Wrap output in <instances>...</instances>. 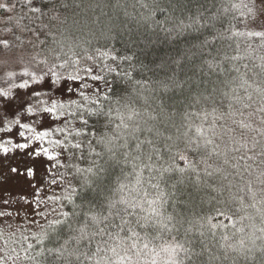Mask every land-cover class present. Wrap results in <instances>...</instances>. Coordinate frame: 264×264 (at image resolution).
Returning a JSON list of instances; mask_svg holds the SVG:
<instances>
[{
  "label": "trees",
  "instance_id": "trees-1",
  "mask_svg": "<svg viewBox=\"0 0 264 264\" xmlns=\"http://www.w3.org/2000/svg\"><path fill=\"white\" fill-rule=\"evenodd\" d=\"M0 2L8 4L11 13L16 11L15 15L24 16L22 20L12 16L11 19L17 24L0 27V53L17 47L28 50L31 61L34 62L30 64L29 72L39 75L41 70L45 69V64L39 61L51 62L52 56L49 49H55L61 61L76 53L77 55L73 58L80 59V67L91 64L83 57L86 54L95 56L97 48L101 50L113 48L118 55L127 54L134 57L131 62L108 61L113 67H116L117 63L120 65L117 72L100 73L105 76L108 83L87 81L92 88L83 89V91L90 98L93 97V93L110 96L111 101L101 102L105 111L109 103L115 109V100L119 98L122 113L127 115L129 109H135L140 113L136 122L140 124L142 131L137 133V136L140 140L151 139L153 144L161 150L162 159L157 160L155 153H152L151 163L156 168L167 167L171 163L170 153L165 150V145L175 142L180 149H185L183 133L189 131V125H191L189 134L193 137L196 135V127L202 125L205 130L211 127L212 115H209L206 121L202 117L195 116L185 119L186 111L206 110L211 113L213 107H216L218 113L227 114L228 105L231 102L235 115H226L223 120H216L214 134L206 131V135L213 140L212 146L221 153L219 158L216 156L209 158L208 163L221 167L223 171L215 172L213 168H209L208 171H212L213 176L206 177L205 165L199 163V160L200 156H207V151L203 148L198 153L186 150L189 159L197 163L202 183L200 186L195 184L194 173L185 176V194L180 198L184 203L178 204L175 210L171 202L166 206L165 214H171L174 217L168 227L161 229L156 226L145 230L135 225V215L128 216L127 219L132 222L141 237L147 231L148 239L151 241L150 248H155L159 253L157 264H164L168 258V253L162 249L176 243L183 244L189 249L190 259H185L184 253H180L179 258L184 260V264H262L264 262V252L260 250L264 247V239H256L264 236V233L259 231L264 227V220H262L264 183L261 182L264 181V176L260 175L264 172V157L257 155L260 151L259 147L246 152L231 151L232 148L245 142L248 148L252 149L253 139L264 142V136L256 131L264 129V124L261 123L264 113L257 111L264 106V97L254 90L257 85L264 88V70L260 67L264 64L262 59L264 46L260 38L246 35L248 31H264V0H156V3L164 8V12L151 7L142 8L141 0H31L30 3L28 0H0ZM143 2L152 4V0H143ZM33 7L39 8L40 12L30 11ZM153 10L155 15L151 21L141 19L142 13L148 16ZM157 21L163 22V28L171 31H164L160 24L156 23ZM181 25L184 26L182 31L178 30ZM234 32L245 34L233 35ZM205 40L209 43L206 44ZM4 41L8 43L7 48L4 47ZM40 41L43 43L41 44ZM237 55L241 59L233 60L232 57ZM208 61L212 62L211 68ZM245 65L248 67L245 68ZM235 68H239V72H236ZM124 72H131V79L125 76ZM241 76L253 84L247 92L239 87ZM23 79L29 78L23 77ZM164 85H168L167 91ZM233 88H236V93H232ZM225 92L230 96L238 94L242 98H246L250 93L252 99H243L241 103H236L225 96ZM204 96H208L209 100L205 101ZM196 97L200 98L201 103L194 108H189L188 104ZM55 98L65 104L75 100L81 107L71 106L68 111H83L88 123L82 124L79 116H67L61 117L52 124V127L64 128L68 135L65 140V134L57 132L49 139H59L66 144L79 141L82 142V149L77 150L70 146L68 151H63L61 148L53 149L60 153L59 163L65 167L53 168L50 177H57L59 182L61 179L59 174L63 173L66 181H71L79 187L78 180L72 181L75 167L87 168L95 160L97 165L107 171L98 176H90L93 181L92 186L97 188L95 198L89 191L85 194L84 200L77 196L73 197L74 203H68L62 199L65 189H68V183H64L62 187L53 185V197L59 212L53 219H46L42 226L25 234L23 238L28 239H22L16 243L19 245L16 254L22 258L23 264H95L97 259L102 260L105 256H112L111 252L106 251L101 252L91 261L85 258V254L91 257L95 253L96 241L101 240L99 236L95 237L91 244L87 240H82L79 245L75 240L70 241L69 251L75 250V253L71 256L66 253L60 260L47 252L44 255H38L41 248L35 244L32 237L47 233L49 238L46 240V246L59 247L68 236L79 235L78 231L69 232L68 225L71 224L74 229H79L85 220V214L88 218L87 232L90 234L96 231L97 228L91 216H107L108 200H119L121 197V193L112 191L118 187L117 177L129 185L123 194L128 200L143 202L145 191L149 193L148 198L156 196L157 190L150 186L149 179L150 176L158 177L159 173L153 170L150 174L145 169L141 185L133 190L135 174L131 164H124V153L138 154L133 151L136 140L128 137L129 147H121L125 139L122 130L116 129V125L120 123L116 118V111L112 112L113 119L109 122L107 117L102 115L88 116L84 109L86 102L75 90L73 93H67L60 89ZM28 102L25 100L20 110L25 108ZM244 103L250 104L251 107L242 108ZM87 108L95 111L96 105L87 103ZM11 112L14 113V109ZM241 122L251 127L241 128ZM147 128H152V132H148ZM77 132H82L86 136H77ZM105 133L112 137V152L107 150L104 143H97ZM169 136L172 140L167 139ZM89 141L92 142L95 152L101 154L100 156L88 154ZM195 147L196 145H192V148ZM142 152L145 154L143 162L148 163L146 156L151 152V146L145 143L142 145ZM81 153L84 154L85 159L77 158ZM225 154L228 159L227 164L224 163ZM241 155L255 158L253 160L237 159ZM246 163L251 166L247 170ZM68 165L75 167H68ZM94 170L98 171V169ZM125 173L129 174L127 179H125ZM177 179L179 177L175 173L165 174V179L160 181V186L171 191L170 185ZM204 180L208 181V186L203 185ZM151 183H157V180L153 179ZM249 183L251 191H248ZM213 188L218 190L213 191ZM101 191L103 198L99 195ZM86 200H93L95 207H89L85 203ZM219 201L228 202L227 209L231 219L217 216L215 209L225 207ZM123 207L125 205L118 204L117 208L112 209L109 225H120L119 216H123L124 213L120 211L117 216V211ZM143 207L147 209V203H143ZM63 212L69 213L67 219L61 215ZM136 212L140 215L147 214L146 211L140 212L139 208ZM73 213L80 215L76 217ZM209 216L214 217L211 223L224 224L227 227L212 229L207 219ZM56 220H62L64 224L56 225L54 224ZM233 222H235L234 226ZM53 228L56 231H53ZM119 230V227L108 228V231L113 233ZM57 234L62 237L58 241ZM127 235V226H125L121 236ZM225 235L228 240L223 239ZM253 239L256 240L255 246L252 244ZM103 240H108L107 235L103 237ZM241 240L244 241L243 248ZM143 242V240L139 241L141 246ZM28 243H32L34 247L25 252ZM249 248L252 249L251 252L247 251ZM121 254L124 253L121 251ZM127 254L139 264H150L152 258L151 253L142 252L139 257L134 252Z\"/></svg>",
  "mask_w": 264,
  "mask_h": 264
},
{
  "label": "snow or ice",
  "instance_id": "snow-or-ice-1",
  "mask_svg": "<svg viewBox=\"0 0 264 264\" xmlns=\"http://www.w3.org/2000/svg\"><path fill=\"white\" fill-rule=\"evenodd\" d=\"M30 3L31 0H28ZM140 6L144 9L153 8L158 9L160 12H164V8L160 7L159 4L156 3V0H152V4L143 2L141 0ZM247 7V5H244ZM14 7V5L12 6ZM235 7V5H234ZM0 9L4 11H10V7L6 3H0ZM30 11L32 12H40L39 8H31ZM155 15V11L153 10L152 13L148 16H144L143 13L141 14V19L145 21H151L153 16ZM55 18V17H53ZM156 23L160 24L161 28L164 31H171L170 29L163 28V22L157 21ZM183 25L178 27V30H183ZM245 33H236L234 32L233 35H243ZM249 37H258L262 41V46H264V31H248L246 33ZM42 44L43 41H40ZM205 43H209L208 40H205ZM4 47H8L7 41H4ZM237 49H239V45H237ZM71 51V49H70ZM96 55H85L83 59L90 61L91 64L80 67V59H74L73 56H76V53H73L72 56H68L67 59L61 61V57L58 53H56L55 49H49V53L52 56L51 62L48 60L39 61V63L45 64V69L41 70L40 74H36L35 72H29L27 70L20 73V77H28L29 79H23V82L16 83L12 80V76L15 75L14 73H9L5 83L8 84L7 88L0 89V133L4 135H0V158L5 161H16L17 153L21 154L18 162L15 163L14 166H10V171L17 176H24L26 181L29 183L30 187L33 190L34 196L37 198L36 203L37 207L41 202L38 198L41 195L42 188L40 185L48 186L49 181L41 180L40 184H32L31 181L35 176V167L37 161H47L48 162V170L45 171V175H50V169L59 167H65L64 165L59 163V155L60 153L54 151L55 148H61L63 151H68L69 146L71 148L81 150L82 149V142L76 143H64L59 139L53 140L49 139L53 136L54 133H64L65 140L67 139V133L65 132L64 128L59 127H52V124L58 121L61 117L67 116H79L81 123L87 125L88 121L84 118V112H72L68 111L71 106H76L80 108L81 105L77 104L75 100H70L68 104L61 102L59 99L55 98L58 95V90L63 89L64 92L73 93L77 92L83 100L86 102L84 105V109L87 112L88 116H105L107 117L109 122H112V112L115 110L117 113V119H119L120 123L116 125V129L118 131L122 130L123 138L125 142L121 147L128 148V137L136 140L135 148L133 151L138 153L137 155H131L130 152L124 153V164H131L132 171L135 174V183L133 185V190L138 189V187L142 183V176L145 169L151 174L153 170L159 173L158 177L150 176L149 184L153 189L157 190V194L154 198H148L149 193L147 191L144 192L143 202L136 201V200H128L124 194L125 189L129 187L128 184L124 183L123 181L119 180L117 177L118 187L112 189L113 192L121 193V197L119 200L109 199L107 203L108 208V215L100 217L99 215L91 216L92 222L96 225L97 230L93 231L92 233L87 232L88 228V218L87 214H85V220L79 229H74L71 224L68 225L69 232L78 231V236H68L67 239H64L63 244L59 247H47L46 240L49 238L47 233L40 234L33 236L32 239L35 241L36 245H39L41 251L38 255H44L47 252L49 255H54L57 260L65 257L67 253L69 256L75 253V250L69 251L68 245L70 241L75 240L77 245L80 244L82 240H87L89 244L93 242V239L97 236L101 237L100 241H96V251L93 253L91 257L85 254V258L91 261L94 257L98 256L101 252H111L112 256L108 257L105 256L102 260L97 259L95 264H139L138 261H133L132 256L128 255L129 252H134L137 257L141 255V253H151L152 258L150 264H157V257L159 253L156 252L155 248H150L151 241L148 239V233L145 231L143 237L139 235L136 231L135 226L132 225V222L127 219L128 216H136L135 225L139 226L142 229H147L149 227H156L159 226L161 229L167 228L168 224L171 223L174 219L173 215L165 214L166 213V206L171 205L175 210L176 206L180 203H184L180 198L183 196L184 188H185V176L189 173H194L196 176L195 184L197 186L201 185V177L200 171L197 167V163L193 160L189 159L188 155L186 154V150L199 152L201 148L207 151V156H200L199 163H203L205 165L204 168V175L206 177H212L213 172L208 171L209 168H213L215 172H221L223 169L219 166H214L213 164L208 163V159L212 156H216L217 158L220 157L221 153L216 151V147L213 145V140L206 135L207 132H213L216 127L215 121L216 120H223L225 116H234L235 112L233 109V104L230 102L228 105L229 112L223 113L219 112L216 107H213L212 112L209 113L206 110L199 112V111H186L184 116L185 119H189L190 117H202L203 120H207L209 115H212L213 123L211 127L207 130L203 128V126H198L195 129V137L191 136L189 133L191 131V125H189V131L183 133L185 149H180L178 145L173 142L171 145H165V150L170 153L169 160L171 163L167 167L156 168L154 164L151 163L152 161V153H155L156 159H162L161 150L153 144L151 139L147 140H140L137 136V133L142 131L140 124L136 122V118L140 116V113L137 112L135 109H129L127 115L120 111V99L117 98L115 100L116 107L113 108L112 104L109 103L107 111L104 110L102 101H111V97L108 95L101 96L98 93H93V97H89L85 95L83 89L90 90L92 85L87 83V81L93 82H105V76L101 75L102 72L107 73H114L117 72V68L120 65L117 63L116 67H113L112 64L108 63V61L118 62V61H126L131 62L133 60L132 55H118L116 54L115 49L108 48L106 50H101L97 48ZM67 56V53H65ZM35 59V57H33ZM233 60L241 59L240 56H233ZM264 59V58H262ZM209 67H212V62H207ZM248 66L245 65V68ZM262 70H264V64L260 66ZM236 72H239V68L234 69ZM121 71H123L121 69ZM83 73V75L81 74ZM125 76L131 79V72H124ZM139 83V82H138ZM96 87L98 88L99 85L97 84ZM239 87H242L247 92L248 88H252L253 84L249 83L243 76L240 77V84ZM165 91L168 90V85H164ZM13 89L18 90H25L24 99L28 101H32L29 103L25 108L22 110H15L14 113L10 116L6 105L8 102L13 99L14 93ZM31 89V91H27ZM261 97H264V88L257 85L254 89ZM236 88L232 89V93H236ZM225 96L229 97L231 101H235L236 103H241L243 99L251 100L252 96L249 93L246 98L240 97L238 94L230 96L229 93L225 92ZM47 97L48 99H45ZM203 99L205 101L209 100L208 96H204ZM49 100L51 103L49 104ZM17 103H22V101L17 100ZM87 103H91L96 105L95 111L92 109L87 108ZM201 100L199 97H196L195 100L188 104L189 108H194L195 105L200 104ZM127 107V105H125ZM251 107L250 104H242V108H249ZM258 112L264 113V106H261L257 109ZM27 114L28 117H31L32 122H24L25 115ZM241 115L243 112L241 111ZM252 115V113H249ZM151 119H155V117H151ZM51 121L52 123L46 124L45 121ZM67 122V121H66ZM261 123L264 124V117L261 119ZM241 128H250L251 125L245 124L243 122L240 123ZM51 129V130H48ZM148 132H152V128L146 129ZM231 131V130H230ZM261 136H264V129H257ZM77 136L85 135L82 132H77ZM159 135V133H157ZM167 139L172 140V137L169 136ZM97 143H104L105 147L109 152H112V137L108 136L105 133L103 136L99 138ZM147 143L151 146V152L147 154L146 158L148 163L143 162L144 153L142 152V145ZM47 145V146H46ZM192 145H196L195 148H192ZM209 146H212L211 148ZM257 147L260 148V151L257 155L264 157V142L257 141L253 139L252 142V149L248 148L247 142L239 144L238 147H234L231 149L232 152H241V150L250 151L255 150ZM175 148V150H173ZM88 154L94 156H100L99 152H95L92 142L89 141L88 146ZM131 156V159L129 157ZM78 159H85L83 153ZM254 156H247L244 157L241 155L237 159H245V160H253ZM140 162V163H137ZM224 163H228V159L225 154ZM181 164L183 166H181ZM68 167H75L74 165H68ZM251 166L247 163L245 164V169L247 170ZM94 169H98L94 170ZM106 169L97 165L96 161L93 160L89 167L87 168H80L75 167V174L72 176V181H79V187L71 181H66L64 178V174L60 173V181L58 182L55 176H52L50 179V185H55L57 187H62L64 183H68V189H65V195L62 197L63 200H66L68 203H74L73 197H80L84 200L85 194L91 191L93 198L97 195V188L93 187V181L90 179V176H98L100 174L106 173ZM123 172V169H121ZM177 174L179 179L175 180L171 185V191L161 188L160 181L165 179V174ZM251 174V173H250ZM129 174L125 173V179ZM261 176H264V172L260 173ZM259 179V177H257ZM157 180V183H151V180ZM264 183V181H261ZM204 186H208V181H203ZM218 189L213 188V191H217ZM251 184L248 185V191H251ZM243 191V189H241ZM101 198H103V192L99 193ZM49 200L53 199V196L48 197ZM61 199V198H57ZM242 202V200H241ZM7 203V202H6ZM85 203L89 207H95L93 200H86ZM143 203H147L148 208L144 209ZM225 205L224 208H216L215 212L218 217H224L225 219H231L228 214L227 203L226 201H219ZM125 205L122 209L117 211V216H119V212L122 211L124 213L123 216H119L120 218V225H109L108 221L112 216V209L117 208V205ZM103 207V205H101ZM255 207V205H252ZM139 208L140 212H147L146 215H140L136 212V209ZM131 209V211H129ZM259 211V210H258ZM39 214V213H38ZM65 219L69 217L68 212L61 213ZM74 216L79 217V213H73ZM209 224L212 229L218 228H226L227 226L224 224H216L211 223L214 217L209 216L207 217ZM262 220H264V215H262ZM56 225L64 224L62 220H56L54 222ZM235 222H233L234 226ZM103 225V226H101ZM125 226H127V236H121V232L124 231ZM109 227H119L118 232H111L108 231ZM53 231H56L53 228ZM171 231V229H169ZM239 231H243V229H239ZM259 231L264 233V227L260 228ZM215 234V233H213ZM107 235L108 240H103V237ZM62 237L57 234L56 240H60ZM28 238L25 237V240ZM224 240H228V237L225 235L223 237ZM256 239H264V236L257 237ZM143 240L142 246L140 245L139 241ZM256 240H252L253 246H255ZM102 245H106L104 247ZM244 241L241 240V247L243 248ZM34 245L32 243H28L25 252L29 249H32ZM164 252L168 253V258L164 261V264H184V260L180 259V253L183 252L185 259H190V252L188 248H185L183 244H171L162 249ZM261 252H264V247H261ZM15 251V250H13ZM121 251L124 253L121 254ZM248 252H251L252 249H247ZM79 258V255H77ZM114 258V259H113ZM13 259L10 256H6L5 258H0V264H7V260ZM264 264V262H262Z\"/></svg>",
  "mask_w": 264,
  "mask_h": 264
},
{
  "label": "rangeland",
  "instance_id": "rangeland-1",
  "mask_svg": "<svg viewBox=\"0 0 264 264\" xmlns=\"http://www.w3.org/2000/svg\"><path fill=\"white\" fill-rule=\"evenodd\" d=\"M5 12L4 10L0 12V27L17 24L11 19L12 16L16 17V19H24L22 14L15 15L16 11H13V14L11 11L7 12L8 14ZM32 63L34 62L31 61L29 51L22 47L0 53V89L8 87L5 80L9 73L15 74L12 76V80L16 83L23 81L19 74L25 70L30 71V64ZM30 90L27 91L30 92ZM13 93V99L6 105L7 111L10 112L9 115L13 114L11 112L12 109L14 111L20 110V106L25 103V90L13 89ZM45 99L48 98L45 97ZM17 100L22 101V103H17ZM29 103H32V101H29ZM50 103L51 101L49 100ZM24 122L31 123V117L27 116ZM47 122L51 123L46 120L45 123ZM0 135L4 134L0 133ZM20 155L17 153L18 159ZM18 159L9 162L0 158V258L12 257L13 259L7 260V264H23L22 258L16 254V250L18 251L19 248L16 243L25 239L23 236L30 233V230H35L42 226L46 219H53L59 212L54 197L51 200L48 199L49 196L54 195V191H52L53 185H50L51 177L50 175H45V171L48 170V162L37 161L35 176L31 181L32 184L38 185L41 180L49 181L48 186L40 185L42 191L38 199L41 202L37 207V198L34 196L33 190L25 177L17 176L10 171V166H14ZM52 169H50V173ZM24 243L21 245L22 248Z\"/></svg>",
  "mask_w": 264,
  "mask_h": 264
}]
</instances>
